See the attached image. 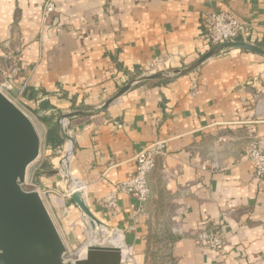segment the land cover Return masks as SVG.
Here are the masks:
<instances>
[{"label": "crops", "instance_id": "1", "mask_svg": "<svg viewBox=\"0 0 264 264\" xmlns=\"http://www.w3.org/2000/svg\"><path fill=\"white\" fill-rule=\"evenodd\" d=\"M223 10L250 22L247 42L264 47V0H56L47 21L43 0H0V78L15 68L9 95L37 119L46 148L27 181L51 189L48 209L71 253L93 226L65 197L82 183L110 227L101 232L116 234L84 250L108 240L133 257L122 264H264V177L242 159L251 140L264 144V56L231 49L184 72L212 47L207 15ZM156 58L166 77L144 80ZM71 112L72 143L54 150L48 131ZM159 140L149 198L120 191L108 206L136 154ZM64 151L67 170L64 156L63 174L43 172ZM202 228L221 248L196 240Z\"/></svg>", "mask_w": 264, "mask_h": 264}, {"label": "water", "instance_id": "2", "mask_svg": "<svg viewBox=\"0 0 264 264\" xmlns=\"http://www.w3.org/2000/svg\"><path fill=\"white\" fill-rule=\"evenodd\" d=\"M231 49H243L264 56V47L237 40L213 45L184 72L198 68L208 59ZM156 72L144 80L164 79ZM122 87L104 105L108 107L130 89ZM78 112L63 115L71 118ZM60 119L58 120V124ZM42 138L31 117L0 90V264H122L123 250L116 244L91 242L86 253L75 259L68 257L67 246L37 189H26L28 169L40 156ZM96 225L97 232L109 225L87 205L83 189H75L68 197Z\"/></svg>", "mask_w": 264, "mask_h": 264}, {"label": "built area", "instance_id": "3", "mask_svg": "<svg viewBox=\"0 0 264 264\" xmlns=\"http://www.w3.org/2000/svg\"><path fill=\"white\" fill-rule=\"evenodd\" d=\"M55 9L56 0H43V20H49ZM206 24L208 28L207 39L211 46L229 41H247V38L251 35L253 28L250 22L240 18L239 16L228 10L212 12L208 14L206 17ZM164 63L165 62L161 58L154 59L148 65V74L159 72ZM14 73L15 68L11 69L4 78H0V90L20 106V104L17 103V101L9 95L10 91L13 89L12 77L14 76ZM64 120L65 118L60 119L59 126L60 135L62 138H64L65 141L64 150L66 151V146L69 143H72V135L67 123L64 122ZM262 141V139L258 138L251 140L248 143L242 156V159L249 160L253 164L254 171L257 177H264V144ZM165 147V141L159 140L149 146L144 147L136 154L135 171L129 176L127 180L115 185V191L106 198V203L108 204V206H116L117 194L120 191L126 192L141 201H146L149 198L151 194L149 175L156 166L158 156L164 155ZM65 151L63 152L60 166L65 156ZM24 186L26 189H28V186H31V188L29 189H37L47 205L46 196L49 197L52 192L50 188L38 187L35 183L29 182L27 180ZM83 186L84 185L82 183H80L79 185L77 184L76 186H68L64 192L65 197H69V195L75 189H82ZM195 238L199 243L207 245L214 249L221 248L222 245L221 237L212 230L202 228L196 234ZM67 256L75 259L77 257H80L81 255L78 256L77 253L70 252V254L67 253ZM126 261L132 262L133 257L131 256V254H125V252L123 251V262Z\"/></svg>", "mask_w": 264, "mask_h": 264}, {"label": "rangeland", "instance_id": "4", "mask_svg": "<svg viewBox=\"0 0 264 264\" xmlns=\"http://www.w3.org/2000/svg\"><path fill=\"white\" fill-rule=\"evenodd\" d=\"M13 96V95H12ZM30 116H32V118H33V121H34V123H35V125L36 126H39V122L37 121V119H35V117H33V115H31L30 114ZM44 143L45 142H43L42 143V154L40 155V157L38 158V160H37V162L34 164V165H32L31 166V168H30V170H29V174L31 175L35 170H36V168H37V166H38V164L44 159V157H45V151H46V148H45V146H44ZM59 156V158L57 157V158H55L54 159V154H52V157H53V161L50 163V165H49V167H48V172H47V175L48 176H50V175H52V174H54V173H58V171H59V173H62L63 174V172H62V169H61V166H60V162H61V159H62V157H61V155H62V153H59L58 154ZM55 167V168H54ZM55 169V170H54ZM61 178H63L64 177V175L63 176H60ZM62 180V179H61ZM63 182H65V178L63 179ZM37 186H39V184H37ZM29 188H31V186H28V189ZM47 199H49V197L48 196H46V200ZM51 212V211H50ZM52 215V217H53V214H51ZM89 220V219H88ZM90 221V220H89ZM92 222V221H91ZM93 223V222H92ZM111 236V235H116L112 230H110V234L108 233V234H103V232H97V229H96V225L93 223V226L92 227H90V228H88L87 230H86V235H85V243L86 242H90L91 240H100V239H104V238H107V236ZM108 241V240H107ZM107 241H105L103 244H110L109 242H107ZM85 243L83 242V244L81 245V247H79L78 249H76L75 251H73V252H75V253H77L78 254V256H82L83 254H84V252H83V250H84V245H85ZM83 246V247H82ZM87 249V248H86ZM69 251V250H68ZM68 254H70V252H68Z\"/></svg>", "mask_w": 264, "mask_h": 264}, {"label": "trees", "instance_id": "5", "mask_svg": "<svg viewBox=\"0 0 264 264\" xmlns=\"http://www.w3.org/2000/svg\"><path fill=\"white\" fill-rule=\"evenodd\" d=\"M64 138L61 137L60 133H59V126L56 123V121H54V123L51 125L48 134L46 136V145L51 147L52 149L56 150L59 146H62V144H64ZM50 163L45 162L43 164L42 170L43 172H45L47 174L48 167H49Z\"/></svg>", "mask_w": 264, "mask_h": 264}, {"label": "bare ground", "instance_id": "6", "mask_svg": "<svg viewBox=\"0 0 264 264\" xmlns=\"http://www.w3.org/2000/svg\"><path fill=\"white\" fill-rule=\"evenodd\" d=\"M70 155H71L70 153H66L65 154V158H64V161H63V165H62L63 170H67ZM83 252L85 254L86 253V250H84Z\"/></svg>", "mask_w": 264, "mask_h": 264}]
</instances>
